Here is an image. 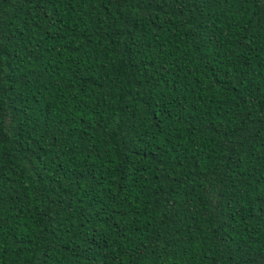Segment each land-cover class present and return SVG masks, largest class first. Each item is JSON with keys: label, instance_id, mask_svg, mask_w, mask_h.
Masks as SVG:
<instances>
[{"label": "trees", "instance_id": "obj_1", "mask_svg": "<svg viewBox=\"0 0 264 264\" xmlns=\"http://www.w3.org/2000/svg\"><path fill=\"white\" fill-rule=\"evenodd\" d=\"M0 264H264V0H0Z\"/></svg>", "mask_w": 264, "mask_h": 264}]
</instances>
